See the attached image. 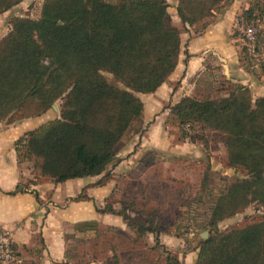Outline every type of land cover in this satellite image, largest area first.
Wrapping results in <instances>:
<instances>
[{
	"label": "trees",
	"instance_id": "16d2710c",
	"mask_svg": "<svg viewBox=\"0 0 264 264\" xmlns=\"http://www.w3.org/2000/svg\"><path fill=\"white\" fill-rule=\"evenodd\" d=\"M39 1L36 17L15 16L0 39V121L14 113L41 115L61 100L58 118L15 141L16 156L23 151L38 159L41 175L54 183L89 181L116 160L118 141L141 116L137 94L155 92L174 71L180 30L171 24L166 0ZM221 1L177 0L176 15L185 28L210 16ZM19 2L0 0V14ZM252 13L247 8L241 15L257 17L263 26ZM258 69L264 78V60ZM226 82H220L224 95L185 96L170 110L181 131L194 123L223 134L228 164L244 174L218 198L210 225L251 202L262 208V216L243 227L216 230L203 241L196 264H264V96L253 99L246 85ZM109 178L105 174L86 185ZM23 189L18 184L8 194ZM72 199L89 198L82 191ZM95 210L128 219L113 207ZM12 253L15 257L14 244Z\"/></svg>",
	"mask_w": 264,
	"mask_h": 264
},
{
	"label": "rangeland",
	"instance_id": "374dc122",
	"mask_svg": "<svg viewBox=\"0 0 264 264\" xmlns=\"http://www.w3.org/2000/svg\"><path fill=\"white\" fill-rule=\"evenodd\" d=\"M27 1L28 15L36 17L40 1ZM235 1L222 0L210 16L189 27L194 33L201 31L221 18ZM237 1L243 3L244 9L234 18L232 36L240 50L242 65L258 71V65L264 60V25L259 30L262 34L257 50L252 53L245 51L243 35L236 22L247 8L264 21V0ZM172 10L168 9L171 24L180 31L185 30L186 27L182 26L179 18H175ZM6 14V19L0 22V39L8 33L10 20L14 18L9 17L10 13ZM7 24L8 30L4 31ZM4 32L6 34L3 35ZM205 64L190 81L191 96L224 95L225 92L220 91V82H225V85L227 82L218 63L209 57ZM105 77L116 83L110 75ZM250 91L252 98L256 99V90ZM61 104V100L55 101V108L51 107L41 115L19 118V113H14L9 119L1 120L0 158H7L6 143L2 138L4 130L21 125L27 132L54 120L59 117ZM170 107V103L164 104L156 114L150 113V119L144 115L133 121L116 145L119 157L127 158H116L100 175H113L116 181L114 188L104 199L90 197L94 210L105 211L113 207L115 212H124L128 219L95 210V217L67 229L65 258L54 264H112L115 260L119 264H196L203 241L213 236L216 230L224 232L261 219L262 208L251 202L234 215L217 221L215 227L210 225L218 198L232 180L244 174L228 164L223 134L194 123L184 125L181 131ZM157 117L162 118L165 124V130L159 132L157 138L166 144H162L164 147L159 150H144L140 143L147 137L149 124ZM19 132L17 128L13 130V135L19 136ZM16 157L22 173L21 187L30 188V182L35 184L50 179L41 175L38 159L25 156L23 151ZM97 178L100 177H93V180L97 181ZM29 255L22 262L17 263L16 258L11 262L40 263L39 250L29 251ZM11 262L4 264H13Z\"/></svg>",
	"mask_w": 264,
	"mask_h": 264
},
{
	"label": "crops",
	"instance_id": "0c3cea01",
	"mask_svg": "<svg viewBox=\"0 0 264 264\" xmlns=\"http://www.w3.org/2000/svg\"><path fill=\"white\" fill-rule=\"evenodd\" d=\"M26 1L20 0L12 9L0 14V22L6 19V13H10L9 17L28 15V1ZM166 1L169 4L168 9H173L175 18H178L175 10L177 0ZM242 5L241 1L236 0L224 11L221 18L199 32L194 33L189 26L180 31V53L174 71L155 92L137 94L143 103V111L139 118L146 115L147 119L150 113L156 114L164 104L170 103L171 106L183 97L191 96L193 92L190 81L206 65L205 62L209 60V57L218 63L221 75L226 79L246 85L250 90H256L257 97L264 96V78L259 70L252 71L251 67L248 71L244 68L240 62V50L232 36L234 18L244 9ZM5 27L3 30H8L9 24ZM186 52L187 58H185ZM24 127L21 125L16 128L11 127L9 130H4L2 136L6 143L7 158H0V229L11 232L17 263L28 259L29 251L34 250L40 251L39 264L60 263L65 258L67 229L95 217L90 197L104 199L105 195L112 191L116 181L112 175L100 185L87 187V182H95L93 177L89 181L75 178L62 183H54L49 179L35 184L30 182V188L8 194L21 183L22 179L14 142L26 132ZM17 128L20 129L21 134L14 136L13 130ZM163 130H165V124L162 118H155L149 124L147 137L144 136L140 146L144 150H159L164 147L162 144L166 143L161 141V138H157L159 132ZM131 156L135 157V155ZM116 157L127 158L119 157L118 154ZM82 191L89 199H72Z\"/></svg>",
	"mask_w": 264,
	"mask_h": 264
},
{
	"label": "built area",
	"instance_id": "2783aa9c",
	"mask_svg": "<svg viewBox=\"0 0 264 264\" xmlns=\"http://www.w3.org/2000/svg\"><path fill=\"white\" fill-rule=\"evenodd\" d=\"M236 25L243 35L246 48L253 52L256 47L258 32L263 27L261 20L257 17L247 19L240 14ZM13 244L11 232L7 229H0V263L15 260L12 253Z\"/></svg>",
	"mask_w": 264,
	"mask_h": 264
},
{
	"label": "water",
	"instance_id": "95a60500",
	"mask_svg": "<svg viewBox=\"0 0 264 264\" xmlns=\"http://www.w3.org/2000/svg\"><path fill=\"white\" fill-rule=\"evenodd\" d=\"M52 107L55 108V105L53 104ZM205 236H206V234H205V232H203V237H205Z\"/></svg>",
	"mask_w": 264,
	"mask_h": 264
}]
</instances>
